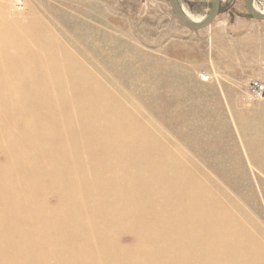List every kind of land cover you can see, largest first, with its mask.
<instances>
[{
	"label": "rangeland",
	"instance_id": "rangeland-1",
	"mask_svg": "<svg viewBox=\"0 0 264 264\" xmlns=\"http://www.w3.org/2000/svg\"><path fill=\"white\" fill-rule=\"evenodd\" d=\"M179 2L196 21L210 9V0ZM254 8L264 12V0H254ZM0 24H8L19 38L26 35L32 47L46 46L40 55L47 58L48 53L47 61L56 62L53 67L42 63L36 88L48 81L44 70L49 68L55 77L54 67L76 66L83 81L78 83L85 87L73 81L80 88L74 92L72 80L66 78L69 88L66 80L59 79L60 84L54 78L56 86L62 85L53 95L62 109H51L48 97L49 110L62 115L72 129L86 131L94 121L93 111L102 107L110 120L121 121L108 127L119 132L128 127L125 135L136 142L121 159L105 148L89 153L43 148L41 157L27 167L18 163L15 171H26L29 181L38 177L39 183L60 184L51 201L26 194L7 197L4 185L0 212L8 202L21 204L12 208L17 214L10 222L0 225V264H139V257L135 263L132 258L107 260L109 240L102 239L122 237L124 245L131 244L124 239L134 238L135 232L150 251L145 258L143 253L141 263L158 264L164 245L149 239L147 226L133 225L151 197L159 207L170 201L161 188L172 187L177 169L185 175L181 185H175L187 191L185 206L205 213L203 222L214 228L241 235V250L248 251L255 264H264V95L258 97L250 88L257 83L264 90V21L247 15L243 0H220L216 19L199 31L183 28L167 0H0ZM35 64L34 58L26 59L18 67L35 70ZM38 116L30 119L31 125L41 123ZM112 163L122 169L120 179L106 173ZM150 170L167 173L160 181L145 183L139 172ZM126 171L134 175L127 187L121 181ZM13 180L6 178L15 186ZM17 182L22 186L26 181ZM191 187L202 192L201 202ZM126 190L133 192L127 195ZM41 203L51 212L40 210ZM24 206L31 211L22 213ZM30 218L48 224L65 218V225L48 227L44 232L49 237L39 239L36 230L19 224ZM204 230L201 225L199 233ZM210 246L219 255L231 252V245Z\"/></svg>",
	"mask_w": 264,
	"mask_h": 264
},
{
	"label": "bare ground",
	"instance_id": "bare-ground-1",
	"mask_svg": "<svg viewBox=\"0 0 264 264\" xmlns=\"http://www.w3.org/2000/svg\"><path fill=\"white\" fill-rule=\"evenodd\" d=\"M256 10L258 11V9ZM188 17L193 20L190 16ZM194 21L196 20L194 19ZM25 36L26 35H23L21 38H19V35L15 34L13 28L10 26L8 27V24H0V181L3 180L2 184L0 185V191L3 193L0 194V198L2 197V194H4L5 185V190H9L7 197L15 196L18 198L20 194H26L37 197L39 200L44 197L47 198L48 201H51L53 199L51 197L53 196L52 192L58 187L60 182L39 183L38 177L29 181L28 178H30V176L23 175L26 173V171H20V174L15 171V167L18 163L23 165V167H27V165H29L32 161L41 157V153L44 151L42 150L43 148H61L62 150L77 149V151H82L85 153L96 151L98 148H105L114 152V154H116L117 157L121 159L126 155L127 149L131 145L136 144V142L133 140V138H129L125 135L130 133L131 129L129 130L128 127L126 132H119L117 128L114 130L108 127V125L115 126L113 123H121V121L118 118H116V120H110L108 116L102 111V107H99L93 111L94 121L90 124L91 128L86 131H82L83 128L82 130H76V127L75 129H72L69 126L70 124L65 123L67 120L64 121V117L62 115L55 113V111L53 112L49 110L50 108H53L52 105L58 104L59 101L53 98V95L55 89L58 91L57 86H60V84L64 82L66 78L72 80V82H77V85L80 87L81 84L78 83V81H83H81L80 77L78 76L76 66L73 64L72 66L68 65V67L65 69L62 68V64H58L62 69L59 70L55 67L53 69L52 67L56 62L53 63V59L50 62L47 61V58L49 60L48 53L46 55L47 58H45V54H42L44 56L40 55L41 52H44L43 50L47 49L46 46L39 45L37 47H32L29 45L30 43L26 42V39L23 38ZM42 44L47 43L42 41ZM33 58L37 64H35V66H37L35 70L23 68L22 65L21 68L18 67V65L22 63L23 60ZM46 62L52 63L51 68L53 71L52 69L50 70L53 73H56V76L54 75L55 77H51L50 71L48 70L49 68L44 70V73H42L45 75L44 77L46 80L48 78V81L45 83V85L41 81V87L39 86L40 88H36L37 86H34V79L37 77V80H39L38 82H40V79L38 78V72L41 67L43 68L44 64L42 63ZM28 66L30 67L29 64ZM64 66L67 65L64 64ZM42 73H40V75L43 77ZM44 77L43 79L45 80ZM54 78H58L59 83L60 80L62 82L60 84L58 83L56 86L58 81L56 82ZM66 82L68 83L67 80ZM74 82L72 87L75 92V87L77 88V86L74 87ZM64 84L65 83H63V86ZM70 84L71 82L68 83L69 86L67 85L69 88ZM83 86L85 87V84ZM64 87L66 90V84ZM48 97L50 98L49 102L52 106L50 108L47 106L49 103ZM70 97L72 98L71 95ZM65 98L66 97H64V100ZM98 101L99 100H97V102ZM66 102H68V100H66ZM60 104L57 106L62 109ZM99 104L106 105L107 103L99 101ZM71 108L73 109V107ZM77 112H79V110H77ZM84 115L82 114V116ZM37 116L38 118L42 117L41 123H38L37 125H31L30 119ZM79 116H81V113ZM85 117H88V115ZM85 117L81 120L85 119ZM89 120L90 119H87V121ZM69 122L71 121L69 120ZM110 158L112 159V157ZM172 168L176 169L175 167ZM121 170L122 169L119 168L115 163H112L106 173L115 174L114 176L119 178V172ZM133 171H135V169ZM166 173V170H150V172L141 171L139 172L138 176L143 182L147 183L150 181V179H153L154 181H160L161 176ZM37 175L38 173H36L35 176ZM55 175L58 176L57 178L59 180L60 176L57 174ZM5 176L8 179L14 178L13 181L15 186H13L12 183L7 182L6 178L4 179ZM133 178L134 175L129 171H126L122 175L121 181L124 186H128ZM184 178L185 175H183V173L177 169V172H174L172 181L170 182L172 187L169 186L168 188H161L162 193L169 194L171 196L170 201L165 202L159 207L156 204L157 200L155 197H148L150 198V201L145 213L141 216V219L139 218L138 220L134 221V228L136 227V229H139V227L142 228L141 226H147L148 228L146 229L151 235L149 239L153 240L156 238V242L159 245H164L165 249H163V252L165 255L164 257H159L158 264H255L256 260L251 256V254L248 251L241 250L244 240L241 235L237 236L236 232L226 230L224 227L214 228L212 225L203 222V216H205V213L198 209H190L189 207L185 206V199L187 195L186 189L184 188L183 190H179L175 187L177 184L181 185V183L184 181ZM17 179H22L26 182L21 186L17 182ZM165 183H169V179H166ZM8 185L13 187L10 188ZM191 190H193L192 192L196 198H198V201L201 202L202 192L195 187H191ZM132 192L126 190L125 194L128 195ZM133 195L134 198L139 197L137 193H134ZM20 204L21 203L18 202L15 204L11 202L7 203V207L0 212V225L3 221L4 223L10 222V217L17 214L12 208L16 209L18 206H20ZM137 205L139 206L138 203ZM175 206H179L178 211L176 210ZM38 208L48 213L51 212L47 210L42 203L38 205ZM30 211L31 210L26 206L22 208V213ZM65 218H61L58 221H53L54 224L52 222L51 224H48V222H35L32 218H30V220H21L19 224L21 227L29 228L31 232L36 230L37 237L39 239H44L49 237V233L46 237L47 234L44 231L48 227L57 228L59 225L64 226ZM142 219L145 220V223H141ZM201 225L205 227L203 234L199 233V228ZM208 231H212L213 235L209 236L207 234ZM174 238L176 240H173ZM94 239L97 242L96 236H94ZM102 239L109 240V249L111 254L108 255L107 260L111 257H114L117 260L131 262L132 258L135 263L137 257H139V264H142L141 258L143 253V257L145 258L147 256L145 252H150L149 249L146 248L145 250V247H143L146 245L147 241L145 239H141L137 232H135L134 238L126 237V239H124L126 242H132V245L129 243H125L124 245L122 237L118 239L105 237ZM212 242L231 245L228 247L231 248L230 254L219 255V250L216 247L212 248L210 246ZM134 245L137 248H141L143 252L136 249ZM92 246L94 247L95 245ZM2 250L4 251V248H2ZM40 251L38 257L40 256ZM89 255L90 254H88L87 257ZM97 255L98 254L96 253L90 255V259L96 257ZM149 264H151L150 261ZM152 264H155V262L153 261Z\"/></svg>",
	"mask_w": 264,
	"mask_h": 264
},
{
	"label": "water",
	"instance_id": "water-1",
	"mask_svg": "<svg viewBox=\"0 0 264 264\" xmlns=\"http://www.w3.org/2000/svg\"><path fill=\"white\" fill-rule=\"evenodd\" d=\"M168 6L176 21L185 29L199 31L209 27L219 14L220 0H210V9L202 20H191L182 7L179 0H167ZM245 12L256 21H264V12H259L254 8V0H243Z\"/></svg>",
	"mask_w": 264,
	"mask_h": 264
},
{
	"label": "built area",
	"instance_id": "built-area-1",
	"mask_svg": "<svg viewBox=\"0 0 264 264\" xmlns=\"http://www.w3.org/2000/svg\"><path fill=\"white\" fill-rule=\"evenodd\" d=\"M250 88L253 91V93L256 94L258 97L264 95L263 88L257 83H252Z\"/></svg>",
	"mask_w": 264,
	"mask_h": 264
}]
</instances>
